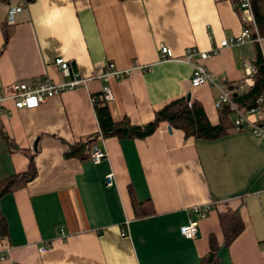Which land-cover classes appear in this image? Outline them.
Instances as JSON below:
<instances>
[{"label": "crops", "instance_id": "0c3cea01", "mask_svg": "<svg viewBox=\"0 0 264 264\" xmlns=\"http://www.w3.org/2000/svg\"><path fill=\"white\" fill-rule=\"evenodd\" d=\"M17 3L21 9L7 22V8ZM236 6L235 0L0 1V45L1 25L9 32L0 50L1 93L15 81L84 78L35 107L0 102V127L12 141L0 135V179L26 168L20 148L34 151L36 167L24 186L0 197L7 226L0 264H195L210 233L220 244L219 264H264V142L248 130L228 127L195 138L160 122L144 137H100L95 146L106 154L97 162L63 155L66 142L97 129L90 98L104 89L113 119L145 122L167 100L188 95L216 123L217 89L191 85L190 65L161 59L158 47L179 57L188 45L216 46L242 27ZM255 46H221L200 61L226 85L243 76L242 59L252 61ZM260 48L264 54V36ZM56 57L67 61L70 74L60 72ZM107 62L118 76L104 74ZM131 195L149 199L151 211L135 216ZM192 204H207L208 211L199 216ZM226 208L237 210L242 228L223 245L218 212ZM188 219L197 221L192 237L178 231ZM41 243L48 245L39 251Z\"/></svg>", "mask_w": 264, "mask_h": 264}, {"label": "trees", "instance_id": "16d2710c", "mask_svg": "<svg viewBox=\"0 0 264 264\" xmlns=\"http://www.w3.org/2000/svg\"><path fill=\"white\" fill-rule=\"evenodd\" d=\"M0 1L5 2L7 0ZM235 2L237 5L238 0H235ZM251 5L258 33L262 37L264 36V0H251ZM1 26L3 41L0 45V50L4 47L9 34V32L5 30L4 24ZM255 45V56L252 59V63L256 67L253 74L254 82L245 90L233 94V99L236 101L237 105L242 108L254 105L256 97L260 94H264V62L256 42ZM188 99L190 100L189 104L187 103ZM91 101L96 117L97 129L84 137H79L72 142H66V148L63 152L65 157L71 156L79 160L90 159V150L100 137L115 136L117 138H140L153 132L160 122H166L170 127L180 129L184 136L190 135L195 138H212L225 132L228 127L235 128L232 120H230L229 113L231 111L227 104L221 103L216 108L218 120L216 123H211L201 103L195 99L186 98L183 95L167 100L160 107L153 110L152 118L141 123H133L125 115L119 119H113L108 109L107 100L103 97V92L92 94ZM0 135L8 141L9 144L12 143L1 127ZM20 149L28 159L26 168L0 179V197L24 186L26 182L32 179L36 174L33 158L34 151H25L24 148ZM130 200L132 211L135 216H141L151 211L149 199L141 201L135 199L133 195H131ZM218 221L222 232L221 244L227 245L240 232L242 221L237 210L230 208L218 212ZM6 233V220L0 211V240L6 237ZM219 247L220 244L215 236L210 233L208 236V250L199 257L195 264H219Z\"/></svg>", "mask_w": 264, "mask_h": 264}, {"label": "built area", "instance_id": "2783aa9c", "mask_svg": "<svg viewBox=\"0 0 264 264\" xmlns=\"http://www.w3.org/2000/svg\"><path fill=\"white\" fill-rule=\"evenodd\" d=\"M22 5L17 3L9 5L6 12V21L13 22L14 14L20 10ZM237 8L239 10L242 27L234 34L226 37H221L216 46H211L208 49H200L195 45L186 46L182 55L174 57L171 50L165 45H159L158 56L161 59L174 58L188 63L191 67L190 83L193 86L207 83L217 89V96L213 101V105L217 108L221 103L228 105L230 111L233 113L232 123L236 129L248 130L252 135L264 142V94H260L255 99V104L246 108L239 107L233 99V94L245 90L253 84V74L256 70L255 65L249 59H242L243 76L234 80L226 85L221 83L219 77L212 75L202 64L200 60L215 54L218 48L227 45H237L243 42L252 41L256 42L260 47L261 36L258 33L254 14L252 10L251 0H238ZM262 59L264 62V54L260 48ZM54 63L58 65L60 72L64 75L70 74L67 61L61 57H56ZM104 74H113L118 76L119 69L114 68L112 62H107L104 65ZM84 82V78L76 75H71L70 79L65 81H52L47 77L29 81H15L12 82L7 91L0 92V102L10 99L13 105L17 108H31L39 105L47 97L58 93L59 91L73 87L77 84ZM103 97L108 100L111 98V93L108 89H104ZM91 99V98H90ZM190 103V100H187ZM105 151L93 145L90 150V160L93 162L99 161L105 156ZM112 172L108 171L105 174L104 181L106 184L112 182ZM191 211H194L199 216L204 215L208 211L207 204H192ZM197 221L195 219H188L187 222L178 226V231L181 235L192 237L196 233ZM120 234H124V230L120 229ZM48 243H41L38 250L41 251L46 248ZM6 248L0 249V258L6 255Z\"/></svg>", "mask_w": 264, "mask_h": 264}, {"label": "water", "instance_id": "95a60500", "mask_svg": "<svg viewBox=\"0 0 264 264\" xmlns=\"http://www.w3.org/2000/svg\"><path fill=\"white\" fill-rule=\"evenodd\" d=\"M186 98H188V95L186 96ZM33 144H35V141H34V143Z\"/></svg>", "mask_w": 264, "mask_h": 264}]
</instances>
